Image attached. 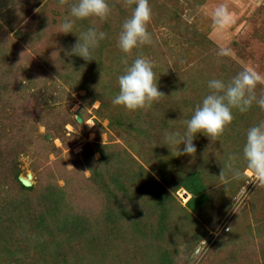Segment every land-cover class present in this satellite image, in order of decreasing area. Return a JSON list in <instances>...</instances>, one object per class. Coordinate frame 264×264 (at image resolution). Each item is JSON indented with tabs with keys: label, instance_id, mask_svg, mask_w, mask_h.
Wrapping results in <instances>:
<instances>
[{
	"label": "rangeland",
	"instance_id": "obj_1",
	"mask_svg": "<svg viewBox=\"0 0 264 264\" xmlns=\"http://www.w3.org/2000/svg\"><path fill=\"white\" fill-rule=\"evenodd\" d=\"M108 3L106 21L76 20L64 34L59 0H0V264H264V186L242 158L264 111L234 110L215 141L197 133L194 157L173 156L164 134L176 129L163 126L174 124L173 89L188 98L183 131L210 79L246 67L264 75V0H149L152 43L127 59L152 61L165 97L135 111L112 103L131 8ZM221 4L233 19L224 30L213 24ZM90 27L106 33L94 60L70 55ZM220 47L231 55L217 56ZM230 155L240 175L225 169L221 179ZM195 172L209 197L198 210L191 192L175 190Z\"/></svg>",
	"mask_w": 264,
	"mask_h": 264
},
{
	"label": "clouds",
	"instance_id": "obj_2",
	"mask_svg": "<svg viewBox=\"0 0 264 264\" xmlns=\"http://www.w3.org/2000/svg\"><path fill=\"white\" fill-rule=\"evenodd\" d=\"M59 5L69 9V15L65 17L59 29V33L64 34L73 33L76 20L95 17L106 21L112 11L108 0H77L71 4L69 0H59ZM124 7L131 8V15L121 26L117 47L125 53L121 62L126 68L118 77L119 92L112 103L131 111L146 110L154 102H159L165 97V94L158 88L152 61L137 57L129 65L127 56L134 49L152 43V36L148 31L152 9L149 0H124ZM232 22V14L226 5L221 4L214 9L213 24L218 30L226 29ZM77 37V42L69 54L91 61L94 60L93 51L99 46V42L106 38V33L90 27ZM216 54L219 57H227L231 55V50L220 47ZM258 86L264 89V75L250 67L238 71L228 80L210 79L207 83V94L195 106L191 118L183 122L185 129L165 132L164 143L171 154L176 157H194L197 151L193 143L195 135L203 133L211 141L217 140L233 122L234 110L243 114L255 105L264 111V90L258 94ZM181 144L184 145L182 151L179 149ZM242 158L246 171L254 178L256 185L264 186V120L247 129ZM238 159L233 155L228 157L219 175L221 179L225 177V169L234 176L240 175V169L236 167Z\"/></svg>",
	"mask_w": 264,
	"mask_h": 264
},
{
	"label": "trees",
	"instance_id": "obj_3",
	"mask_svg": "<svg viewBox=\"0 0 264 264\" xmlns=\"http://www.w3.org/2000/svg\"><path fill=\"white\" fill-rule=\"evenodd\" d=\"M185 86L184 85L182 87V91H186L185 90ZM162 92V90H161ZM184 96L183 94L179 95L177 93V89H173V103L175 105V108H176V113H173L171 114L170 116L168 115L169 118H173L172 121H174V124L173 122H169L165 119L163 121V126L164 127H170L171 126V123H172V126L175 127L176 130H180L179 128L176 127L177 123L181 120V111L183 110V113H187V109H188V106H187V100L188 98H185L182 97ZM178 116V119L176 120L174 117L175 116ZM168 117H164V118H168ZM168 118V119H169ZM182 131V130H180ZM189 173H186L184 174V176L182 177L181 181L178 183L177 187L175 188V190H178L179 187H184L186 188L189 192H191L193 194V198L188 202V205L190 206V209L192 210H198L200 207H202L203 205H205V203L207 202L208 200V195L205 194L204 190H206L205 186L203 185L202 181H201V177L198 175L197 172L193 173V174H189ZM21 188L22 190H24L25 192L29 191L28 188L24 187L22 184H21ZM167 210V209H166ZM165 209H163V211H166ZM165 214V213H164Z\"/></svg>",
	"mask_w": 264,
	"mask_h": 264
}]
</instances>
